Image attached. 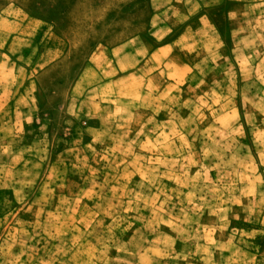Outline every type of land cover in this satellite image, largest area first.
I'll return each mask as SVG.
<instances>
[{"label": "rangeland", "instance_id": "obj_1", "mask_svg": "<svg viewBox=\"0 0 264 264\" xmlns=\"http://www.w3.org/2000/svg\"><path fill=\"white\" fill-rule=\"evenodd\" d=\"M0 264H264V0H0Z\"/></svg>", "mask_w": 264, "mask_h": 264}]
</instances>
